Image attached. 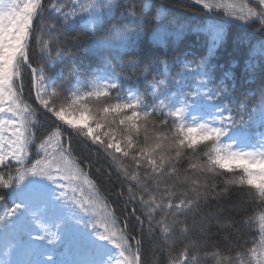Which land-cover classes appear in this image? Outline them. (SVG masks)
<instances>
[{
	"label": "snow or ice",
	"instance_id": "snow-or-ice-1",
	"mask_svg": "<svg viewBox=\"0 0 264 264\" xmlns=\"http://www.w3.org/2000/svg\"><path fill=\"white\" fill-rule=\"evenodd\" d=\"M193 2L211 41L176 79L135 50L148 29L180 35L167 4L0 0V229L16 241L0 264L21 244L29 264H154L146 245L163 264H264V44L242 99L213 63L230 22L264 32V0Z\"/></svg>",
	"mask_w": 264,
	"mask_h": 264
},
{
	"label": "trees",
	"instance_id": "trees-1",
	"mask_svg": "<svg viewBox=\"0 0 264 264\" xmlns=\"http://www.w3.org/2000/svg\"><path fill=\"white\" fill-rule=\"evenodd\" d=\"M148 2L149 4L155 3L159 5L160 3H164L168 5L170 13L168 19L171 21L170 31L179 32L180 35L178 37H161L157 36L151 29H148L145 31L140 44L135 50L141 54L145 63L158 62L156 71L152 73V76H156L158 72L163 71V65L159 62L166 61L169 64L170 74L179 79L177 73L184 70V65L194 66L195 62L208 54L211 34L206 31V28L210 21L196 15L198 11H203V9L201 6L196 5L193 0H148ZM225 32V40L220 47L215 49L213 57V63L220 66L216 69V79H221L224 72L230 71L233 80L229 81V83L235 84L236 95L242 99L243 94L249 88L246 81L253 75L250 71V64L254 62L258 65L262 59L261 44H264V32L245 30L241 23L236 21L227 24ZM80 55L86 58V62L90 63L93 69L96 68L99 62L97 56L86 51L81 52ZM102 55H107V53H102ZM33 57H36L35 53ZM52 71L55 72L56 69ZM125 71L127 73V70ZM256 75V82L258 83L259 74L257 73ZM152 76L149 77V80L152 79ZM197 79L199 77L188 81L191 87H195ZM128 83L131 85L134 84V81ZM135 90L133 88V91ZM139 90L143 92V87L141 86ZM185 90L190 91L191 88H186ZM263 130L264 128L256 125L252 129L251 135L254 138ZM89 158L93 159V157ZM117 184L118 182L114 180L109 187L116 190ZM240 199L241 196L239 194L234 195L231 201H225V207L230 203L239 202ZM11 206L12 200L8 196L4 205L0 207V214ZM125 211L127 212L128 210L125 209ZM15 243L16 241L12 234H9L6 240L3 229H0V262L5 259L8 246ZM10 258L12 261L17 262V264H29L30 261L35 260L37 257L30 249L21 244L12 248ZM143 258L145 261L154 259V264H163L165 260L163 254L159 252L154 254L150 245L145 246Z\"/></svg>",
	"mask_w": 264,
	"mask_h": 264
},
{
	"label": "rangeland",
	"instance_id": "rangeland-1",
	"mask_svg": "<svg viewBox=\"0 0 264 264\" xmlns=\"http://www.w3.org/2000/svg\"><path fill=\"white\" fill-rule=\"evenodd\" d=\"M261 135H264V130L259 132L254 139H259Z\"/></svg>",
	"mask_w": 264,
	"mask_h": 264
}]
</instances>
